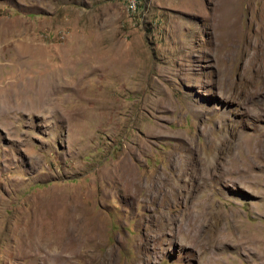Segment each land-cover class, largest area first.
Here are the masks:
<instances>
[{"label":"rangeland","instance_id":"rangeland-1","mask_svg":"<svg viewBox=\"0 0 264 264\" xmlns=\"http://www.w3.org/2000/svg\"><path fill=\"white\" fill-rule=\"evenodd\" d=\"M138 1L0 0V264H264V0Z\"/></svg>","mask_w":264,"mask_h":264},{"label":"bare ground","instance_id":"bare-ground-1","mask_svg":"<svg viewBox=\"0 0 264 264\" xmlns=\"http://www.w3.org/2000/svg\"><path fill=\"white\" fill-rule=\"evenodd\" d=\"M210 166L206 164V166L203 167V171L200 173L199 176L205 177V171H208ZM228 168V166H227ZM240 168V166H239ZM202 177V179H203ZM192 215V214H191ZM248 230V229H247ZM258 231V232H257ZM255 234L251 233L252 235V244L260 250V252H264V229L263 230H257ZM243 235V234H242ZM224 236V235H223ZM84 240V239H83ZM235 240V239H234ZM248 240V239H247ZM82 241V240H81ZM82 243V242H81ZM78 244V243H77ZM87 244V243H86ZM37 245V244H36ZM81 245V244H80ZM78 246V245H77ZM57 249V248H56ZM80 249V248H79ZM91 249V248H90ZM56 251V250H55ZM89 252V250H88ZM66 254V253H65ZM261 255V254H260ZM69 258V257H68ZM214 263V262H213Z\"/></svg>","mask_w":264,"mask_h":264},{"label":"built area","instance_id":"built-area-1","mask_svg":"<svg viewBox=\"0 0 264 264\" xmlns=\"http://www.w3.org/2000/svg\"><path fill=\"white\" fill-rule=\"evenodd\" d=\"M127 3V8L128 10L131 12V14L136 13L137 9H138V0H126Z\"/></svg>","mask_w":264,"mask_h":264}]
</instances>
